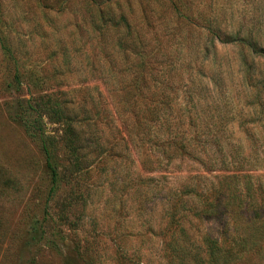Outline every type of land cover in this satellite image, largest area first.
<instances>
[{"label":"rangeland","instance_id":"374dc122","mask_svg":"<svg viewBox=\"0 0 264 264\" xmlns=\"http://www.w3.org/2000/svg\"><path fill=\"white\" fill-rule=\"evenodd\" d=\"M263 29L264 0H0V264H209L203 237L221 222L170 225L165 196L197 176L205 190L221 172L163 158L134 128L158 100L159 124L192 111L194 78L206 89L198 105L222 115L211 121L226 126L225 151L241 145L253 167L262 220L252 240V228L237 223L246 240L237 264H264V112L256 103L264 88L251 105L255 89L240 82L237 66L240 41ZM45 94L98 113L83 132L99 145L80 152L89 165L79 174L67 171L61 126L46 125L60 142L53 191L39 143L16 118L20 100Z\"/></svg>","mask_w":264,"mask_h":264},{"label":"trees","instance_id":"16d2710c","mask_svg":"<svg viewBox=\"0 0 264 264\" xmlns=\"http://www.w3.org/2000/svg\"><path fill=\"white\" fill-rule=\"evenodd\" d=\"M263 30L258 33V36L256 35L257 37L252 35L254 32H248L240 41L243 58H238L237 61L238 74L242 84L255 89L252 95L253 100L249 102L251 105L255 103V100L257 101V98L259 100L261 90L264 88V69L257 68L258 63L262 65L264 61V40H261L264 36L261 35ZM247 54L260 58H244ZM203 60V58L198 60L200 69L203 67ZM215 62L213 58L212 63ZM15 80L20 85L18 74L15 75ZM210 81L217 88H220L222 84L220 77H212ZM191 87L192 91L187 93V104L192 105V111L184 108L178 115H172L170 120L169 115L166 116L159 124L161 106L158 105H161L162 100H158V105H152L150 109L143 111L141 120L137 119L134 125L135 133L138 141L149 144L150 151L158 150L165 159L187 158L205 167L209 172H221L220 175L215 176L217 183H209L210 186L205 190L199 188L198 181L201 177L198 176L195 177L197 184L188 183L178 190H169L168 196L165 197L170 198V201L169 206L167 205L164 210V215L170 225H177L180 221L187 220V224L191 227L192 220L200 223L212 218L214 221L221 222L220 232L214 236L206 233L203 237V244L207 245L206 255L209 264H237L246 252V246H244L246 240L237 235L241 231L237 223L240 222L241 225L252 228V240L254 235L259 233L257 221L262 220L260 206L256 202L257 190L254 189L255 185L252 181L253 173L249 170L253 167L249 169L245 167L248 162L241 157L243 150L241 145L232 152L229 149L228 153L225 151L229 145L227 146L219 137L223 135L226 126L211 121L213 117L221 120L220 111L216 109L217 116H215L214 112L210 113V107L198 105L202 99L203 90H206L200 80L194 78ZM154 96L151 102L156 100ZM256 103L258 109H261L260 113H263L264 103L261 100L259 104ZM17 111L16 118L24 132L29 138L39 143L43 152L45 167L51 179V191L58 182V167L55 164L57 143L61 142L68 154L67 171L71 174H79L82 169L88 167L89 160L80 152L90 148L97 150L99 143L94 140L93 133L86 135L87 132H83V127H94L90 124L94 122L93 117L98 116L97 112L89 115L87 112L89 110L75 111L74 103L70 100L59 101L57 96L49 94L36 98L32 96L30 100H20ZM251 111L252 116L257 115L255 109ZM167 112L170 114L173 109ZM175 119L177 122L173 121ZM142 121L145 123L142 124ZM149 121H151L150 124H148ZM49 122L61 126L60 142H54L47 134L46 125ZM179 231L185 232V227L181 226Z\"/></svg>","mask_w":264,"mask_h":264}]
</instances>
